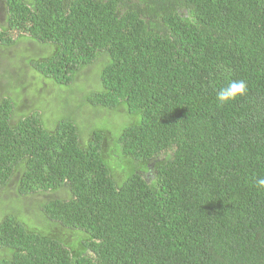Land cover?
<instances>
[{
    "label": "trees",
    "instance_id": "16d2710c",
    "mask_svg": "<svg viewBox=\"0 0 264 264\" xmlns=\"http://www.w3.org/2000/svg\"><path fill=\"white\" fill-rule=\"evenodd\" d=\"M0 3V49L50 47L12 59L33 82L72 88L101 56L81 106L127 120L114 157L107 131L81 142L79 104L45 129L39 86L4 72L0 264H264V0ZM229 80L247 95L218 106Z\"/></svg>",
    "mask_w": 264,
    "mask_h": 264
},
{
    "label": "rangeland",
    "instance_id": "374dc122",
    "mask_svg": "<svg viewBox=\"0 0 264 264\" xmlns=\"http://www.w3.org/2000/svg\"><path fill=\"white\" fill-rule=\"evenodd\" d=\"M3 10L1 9V3H0V24L3 22ZM12 37H14V34H12ZM22 49V55L28 56V58H39L43 56H47L50 53V47L43 46L37 43H30L29 41H24L22 43H18L16 45H13L12 47H8L6 49L1 48L0 49V100L6 98L7 96L12 97H18L15 94V87L20 86L21 82L24 84L26 81H30L29 85L34 86V88H39L38 91H41L43 94V97L41 99L42 102H38V109L39 113L44 117V121L46 125L44 126L45 129L52 127V121H47L46 119L53 120V123H56L57 121L61 120H68L72 117L74 113V106L76 107L77 104L80 105V111H82V114L84 116H81L79 119V122L82 124L80 125V134H81V142L85 143L86 139L88 138V133L94 131H107L110 133L112 138V146L111 150H113L114 157H117L118 153L116 150H118V147L116 145V140L119 136V133L122 128H124L125 124L127 123V120L124 118L123 115H121V112H108V111H102L98 115H94L96 113L92 112L91 109L87 108L86 105L81 106L83 103V95L84 93L89 94L88 90H91L93 87H96V90H100L97 85V80H99V75L101 72V69L105 65V60L103 62V59L101 56H98L97 59L93 62V64L87 68H83V71L80 72L73 81L72 88H64V87H57L58 90L56 91V94L53 93L52 90L49 88H46V85L42 83H36L33 82V78L30 77L32 74L29 70H25L26 66L23 65L24 61L19 58L17 61H13L16 52L19 50V53L21 54ZM18 57V55H17ZM102 63V64H101ZM24 66V67H23ZM22 68V69H20ZM25 68V69H23ZM8 71V73H11L12 75V83L18 78L17 74H19L20 83L18 85H8V79L9 76L7 75V79H5L4 72ZM98 75V76H97ZM17 89V88H16ZM77 92V93H76ZM66 93H71L72 95L76 93V103L74 101V96H69ZM85 94V95H86ZM50 97H54L55 100L53 103L49 101ZM35 94H31V100L34 101ZM37 99L39 97L37 96ZM21 103L23 102V106L20 107V112L27 113L28 110L31 108H34L36 102L25 100L24 97H21ZM93 113V114H92ZM90 117H87V116ZM108 150V149H106ZM115 160V159H114ZM115 165H117L119 168L123 166V169L125 168L124 164H122L120 161L115 160ZM12 188V186H10ZM10 196V195H9ZM52 197L57 198H65V192H59L52 195ZM39 199H42L39 196L29 197L27 199V202L31 205H33L36 201ZM5 200V199H4ZM43 200H46V196L43 197Z\"/></svg>",
    "mask_w": 264,
    "mask_h": 264
},
{
    "label": "clouds",
    "instance_id": "9594fccd",
    "mask_svg": "<svg viewBox=\"0 0 264 264\" xmlns=\"http://www.w3.org/2000/svg\"><path fill=\"white\" fill-rule=\"evenodd\" d=\"M248 86L244 80H229L225 86L216 91L218 106H223L239 97L247 95ZM258 187L264 188V177L256 181Z\"/></svg>",
    "mask_w": 264,
    "mask_h": 264
}]
</instances>
